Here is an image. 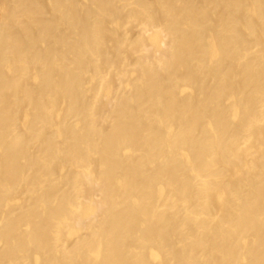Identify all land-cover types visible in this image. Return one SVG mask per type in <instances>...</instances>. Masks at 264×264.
<instances>
[{"label": "bare ground", "instance_id": "1", "mask_svg": "<svg viewBox=\"0 0 264 264\" xmlns=\"http://www.w3.org/2000/svg\"><path fill=\"white\" fill-rule=\"evenodd\" d=\"M0 264H264V0H0Z\"/></svg>", "mask_w": 264, "mask_h": 264}]
</instances>
